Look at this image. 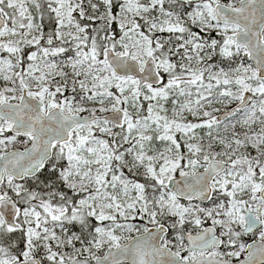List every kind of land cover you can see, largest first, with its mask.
<instances>
[{"label": "snow or ice", "instance_id": "snow-or-ice-1", "mask_svg": "<svg viewBox=\"0 0 264 264\" xmlns=\"http://www.w3.org/2000/svg\"><path fill=\"white\" fill-rule=\"evenodd\" d=\"M0 264H264V0H0Z\"/></svg>", "mask_w": 264, "mask_h": 264}]
</instances>
